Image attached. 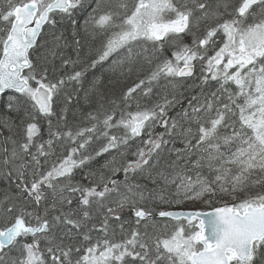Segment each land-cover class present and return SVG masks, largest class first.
<instances>
[{
    "label": "snow or ice",
    "instance_id": "6c2138e0",
    "mask_svg": "<svg viewBox=\"0 0 264 264\" xmlns=\"http://www.w3.org/2000/svg\"><path fill=\"white\" fill-rule=\"evenodd\" d=\"M0 185V264H264V0H0Z\"/></svg>",
    "mask_w": 264,
    "mask_h": 264
},
{
    "label": "trees",
    "instance_id": "16d2710c",
    "mask_svg": "<svg viewBox=\"0 0 264 264\" xmlns=\"http://www.w3.org/2000/svg\"><path fill=\"white\" fill-rule=\"evenodd\" d=\"M63 30L64 29H59L58 31H63ZM46 39L50 40L51 36L50 35L47 36ZM102 39H103V37L97 36L95 39H90L87 42V44L83 48V51L80 53V59L82 61L81 66H83V62H86L89 58H95V50L100 47V43H101ZM41 51H43V50H41ZM62 54L65 58H71L72 60L77 59L76 52L73 50V47L71 45L69 47L64 48L62 50ZM55 64L57 66H59V64H60L59 57L55 60ZM104 67L106 68L107 64H105ZM71 70H72L71 67H69L67 69L68 72H71ZM77 70H79V69L77 68ZM94 76H102V84L100 85L101 90L104 92L114 93L116 98L119 97L121 90L126 86V85L122 84V85H119V86H116L115 88H113V86L109 82V76L106 73H103L102 69L98 68L96 70H90L88 73H86V78L83 82V86L85 89H87L90 86L91 81L93 80ZM133 79H135V77H133ZM131 83H132V80L127 81L128 86H130ZM188 83L190 84V83H192V81H188ZM73 89H75L76 91L79 92V96H80L79 104L84 106L82 109L76 104V101H75L76 91H73ZM68 91L72 92L73 97H74L73 105L71 106L73 111H75L77 114H79V112L81 110H83V111L89 110L87 105L85 104V102L83 100L84 92H83V90H80L79 85H69ZM181 91H183V89H181ZM177 111H179V109H177ZM69 118L71 119V116ZM44 127L46 129V124L44 125ZM156 131H162V129L157 128ZM44 138L45 139L47 138L46 133H45ZM80 175H81L80 173L77 174V179L80 178ZM0 187H3V185H0ZM196 206H198V204L195 202H186L183 205H181L180 207H182L184 209H191V208L196 207Z\"/></svg>",
    "mask_w": 264,
    "mask_h": 264
}]
</instances>
